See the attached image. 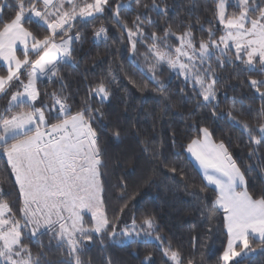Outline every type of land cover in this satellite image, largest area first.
<instances>
[{"label": "snow or ice", "instance_id": "obj_1", "mask_svg": "<svg viewBox=\"0 0 264 264\" xmlns=\"http://www.w3.org/2000/svg\"><path fill=\"white\" fill-rule=\"evenodd\" d=\"M136 3L139 9V0ZM142 7L132 27L121 18L122 10H131V3L113 0H16L14 15L7 21L0 8V62L6 67V74L0 75V99L10 96L0 111V153L7 157L14 176L12 181L0 175V186L10 183L16 194L14 211L4 198L11 193L0 187V264H91L86 259L89 244L99 240L103 245L106 239H126L129 243L155 239L166 264H197L194 256L185 261L181 251L159 235L155 215H133L130 223L119 214L108 215L101 179L105 174L102 169L107 168V151L99 143L96 127L104 113L93 101L102 105L109 100L116 76L90 84L74 110L73 97L60 73L65 65L76 66V56L87 39L74 31L78 23L110 15L127 34L134 57L137 43L149 41L143 55L156 90L166 91L164 82L157 79V69L166 65L201 99L197 109L210 107L216 119L227 118L240 125L248 136L249 158L264 162L259 154L264 149V107L255 113L252 109L244 112L235 108L238 101L233 97V107L227 113L218 111L220 88L225 83L223 71L231 66V78L241 84L248 73L264 77V0H237L238 14L228 12L230 0H215L213 20L207 21L212 25L207 39H198L193 25L185 21L177 25L178 33L168 22L162 34L146 33V25L158 24L149 14L165 16L168 9L161 8L156 0ZM33 23L44 26L47 34L41 36L26 26ZM200 30L205 31L203 25ZM108 31L103 24L94 28L93 41L106 42ZM172 37L178 43L174 44ZM133 66L140 70L134 60ZM42 81L58 83L60 88L42 92L38 87ZM247 81L264 99V78L248 75ZM168 107L166 98L165 110ZM238 116L255 120L256 125L250 126ZM189 118L193 120L189 128L195 135L188 139L185 151L202 170L199 193L189 195L203 206L209 221L222 215L220 225L226 243L216 264H242L257 249L264 251V191H249L246 173L229 150L230 141L216 140L213 130L196 118L195 110ZM120 134L119 130L114 132L117 138ZM172 142L175 145V133ZM142 143L145 152L154 148L147 137ZM159 155L152 151L153 158ZM163 162L167 167L166 159ZM171 171L176 173L177 168ZM116 187L124 190L126 185L118 183ZM127 207L125 203L119 213ZM43 237H47L46 243ZM30 245L36 246L35 253ZM53 248L60 252L57 260L49 258ZM141 264H151V253Z\"/></svg>", "mask_w": 264, "mask_h": 264}, {"label": "trees", "instance_id": "obj_2", "mask_svg": "<svg viewBox=\"0 0 264 264\" xmlns=\"http://www.w3.org/2000/svg\"><path fill=\"white\" fill-rule=\"evenodd\" d=\"M119 2L126 5L131 3V10H122L121 18L127 20L129 27H132L137 11H143L142 5H151L153 0H139L141 5L139 9L136 0H113V3ZM156 2L161 8L167 6L168 11L165 16L151 12L150 18L158 21V24L154 27L146 25V33L156 31L162 34L166 22L171 23L172 30L178 33L177 25L180 21H185L193 25L192 30L198 39L201 36L207 39V30L212 27L207 21L213 20L215 0H156ZM15 3L16 0H0L3 20L7 21L14 15ZM235 6L236 3L230 2L228 12L238 14ZM101 24L109 29V39L106 42L93 41L94 28ZM200 25H203L205 30L203 33ZM26 26L41 36L47 34L45 27L38 23ZM74 31L85 34L87 39L84 41L82 52L76 56V66L65 65L60 73L67 85V92L73 97L74 110L81 98L86 95L90 84H94L102 77L116 76L109 100L102 105L93 101L104 113L96 127L99 129V143L107 151L105 157L107 168L102 169L105 174L101 179L104 183L103 196L109 217L116 213L121 215L123 221L130 223L133 215L139 217L151 213L156 217L159 235L170 242L174 249H179L185 261L194 256L197 264H216L226 243L225 233L220 225L222 215L209 221L203 206L189 195L190 192L199 193L202 184V172L185 151L188 139L195 135V130L189 128L193 123L189 113L195 110L196 118L201 119L204 125L213 130L216 140L222 139L226 143L230 141L229 150L242 171L246 173L249 191L259 193L264 191V162H258L256 157L249 158L247 134L240 125L230 122L227 118L218 120L213 117L210 107L201 106L197 109V105L202 104L201 99L196 97L191 87L185 86L183 79L172 73L166 65L157 69V79L164 82L166 91L156 90V83L149 79L151 73L143 55L149 41L137 43V53L134 57L127 34L121 32L110 15L106 14L104 18L95 22L78 23ZM218 34L220 33L217 32ZM171 40L174 44L178 43L175 37ZM77 47L79 48V44ZM133 60L139 65L140 70L133 66ZM141 64L147 70L142 68ZM232 75L231 66L222 73L225 83L220 88L218 111L227 113L233 107V97L238 101L235 108L244 112L252 109L255 113L264 107V99L248 86L247 76L250 75L253 79L264 77L248 73L245 74L244 84H241L239 80L232 79ZM38 87L42 92L45 89L51 92L58 91L60 85L42 81ZM225 92L227 97L224 96ZM166 98L169 103L167 110ZM8 99L10 96L0 99V111H3ZM238 119L249 123L250 126L256 125V121L248 117L238 116ZM117 130L121 133L119 138L114 135ZM173 133L175 145L172 142ZM145 137L150 139L154 146L148 152L143 151L142 141ZM153 150L160 154L159 158H153ZM259 154L264 159V149H261ZM165 159L167 167L163 162ZM249 166H253L251 172L247 171ZM172 167L177 168L176 173L171 171ZM0 175L14 181L7 157L2 153ZM118 183H124L126 188L121 190L116 187ZM0 187L11 193L10 197L4 198L10 201L15 211L16 194L12 184ZM121 196L123 199H119ZM125 203L128 207L121 214L119 209ZM42 239L47 242V237ZM30 246L35 253L36 246ZM149 253L151 264H166L160 243L155 239L147 243L142 239H138L136 243H129L126 239L122 242L106 239L103 245L99 240H94L89 244L86 259L91 264H105L108 260L111 264H141ZM49 258L59 259L60 252L53 248ZM242 264H264V251L257 249L245 257Z\"/></svg>", "mask_w": 264, "mask_h": 264}, {"label": "crops", "instance_id": "obj_3", "mask_svg": "<svg viewBox=\"0 0 264 264\" xmlns=\"http://www.w3.org/2000/svg\"><path fill=\"white\" fill-rule=\"evenodd\" d=\"M18 54H20V53H18ZM4 74H6V67L3 65V63L2 62H0V75H4ZM190 155V154H189ZM192 159L194 160V158L192 157ZM194 162L196 163V165L198 166V168H199V165H198V163L194 160ZM200 169V168H199ZM200 171L202 172V170L200 169Z\"/></svg>", "mask_w": 264, "mask_h": 264}, {"label": "rangeland", "instance_id": "obj_4", "mask_svg": "<svg viewBox=\"0 0 264 264\" xmlns=\"http://www.w3.org/2000/svg\"><path fill=\"white\" fill-rule=\"evenodd\" d=\"M230 2H234V3L237 4V0H230ZM218 35H219V34H218ZM218 35H217V36H218ZM141 62H142V61H141ZM141 67L144 68L145 70H147L142 64H141ZM86 218H87V217H86ZM255 252H256V251H255Z\"/></svg>", "mask_w": 264, "mask_h": 264}]
</instances>
